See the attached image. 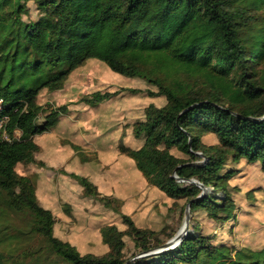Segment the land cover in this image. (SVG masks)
<instances>
[{
  "label": "trees",
  "instance_id": "16d2710c",
  "mask_svg": "<svg viewBox=\"0 0 264 264\" xmlns=\"http://www.w3.org/2000/svg\"><path fill=\"white\" fill-rule=\"evenodd\" d=\"M29 2L39 15L24 20ZM91 59L144 83L145 90H96L79 102L94 109L117 96L144 100L119 129L125 144L117 152L164 203L232 228L242 209L230 182L244 165L264 175V0H0L1 114L11 138L0 137V264H264V246L216 242L197 226L176 246L149 253L173 235L138 228L85 178L84 196L118 214L126 229L100 228L108 247L101 256L56 235L54 212L38 203L34 180L17 167L35 162L34 137L68 111L39 104V94L60 91ZM256 193L243 194L251 206ZM124 236L143 255L126 258Z\"/></svg>",
  "mask_w": 264,
  "mask_h": 264
},
{
  "label": "rangeland",
  "instance_id": "374dc122",
  "mask_svg": "<svg viewBox=\"0 0 264 264\" xmlns=\"http://www.w3.org/2000/svg\"><path fill=\"white\" fill-rule=\"evenodd\" d=\"M27 8L23 19H36L39 13L35 5L29 2ZM132 83L135 84L128 85ZM131 86L146 89L141 81L112 73L104 64L91 59L69 76L60 91L39 94V104L48 108L65 104L68 111L57 125L34 137L40 147L35 162L18 166L17 171L25 172L34 180L38 203L54 212L56 235L69 240L82 254L101 256L107 253L108 247L101 241L100 228L114 224L119 230L126 229L118 214L84 196L79 179L85 178L97 186L101 196L115 200L110 203L111 207L129 215L138 228L164 230L163 238L182 236L197 226L203 234L215 236L216 242H226L237 248L264 246V175L257 167L242 166V171L230 182L240 190L237 201L242 209L239 222L232 228L230 223L218 225L200 214L188 213L186 220V208L181 211L180 202L168 200L164 203L160 195L138 180L132 159L120 156L117 146L125 144L119 139V129L125 131L144 100H137V105L133 98L117 96L94 109L79 102L81 97L96 90L112 92ZM125 93L128 92L120 94ZM204 141L213 144L215 138L207 137ZM71 144L81 149L75 151ZM251 188L258 190L255 206L249 205L243 195ZM123 239L126 258L143 255L138 254L131 238L124 236Z\"/></svg>",
  "mask_w": 264,
  "mask_h": 264
},
{
  "label": "built area",
  "instance_id": "2783aa9c",
  "mask_svg": "<svg viewBox=\"0 0 264 264\" xmlns=\"http://www.w3.org/2000/svg\"><path fill=\"white\" fill-rule=\"evenodd\" d=\"M2 100L0 99V114L2 111ZM8 121V116L5 114H1L0 115V137L1 139L5 140L6 142H10L11 138L7 135V133L5 132V125ZM18 135V133H16V136Z\"/></svg>",
  "mask_w": 264,
  "mask_h": 264
},
{
  "label": "water",
  "instance_id": "95a60500",
  "mask_svg": "<svg viewBox=\"0 0 264 264\" xmlns=\"http://www.w3.org/2000/svg\"><path fill=\"white\" fill-rule=\"evenodd\" d=\"M190 182H192V183H196V182H194V181H192V180H190ZM188 206L186 207V210H185V219L187 220V217H188ZM180 238H181V236L180 235H176L175 237H173L171 240H169L168 242H166L163 246H162V248L161 249H159V250H157V251H164V250H167V249H169V248H172V243L174 242V241H177L176 243H178L179 242V240H180Z\"/></svg>",
  "mask_w": 264,
  "mask_h": 264
},
{
  "label": "crops",
  "instance_id": "0c3cea01",
  "mask_svg": "<svg viewBox=\"0 0 264 264\" xmlns=\"http://www.w3.org/2000/svg\"><path fill=\"white\" fill-rule=\"evenodd\" d=\"M148 188H150V190L153 191L155 194L157 193L153 188L151 187H148Z\"/></svg>",
  "mask_w": 264,
  "mask_h": 264
}]
</instances>
